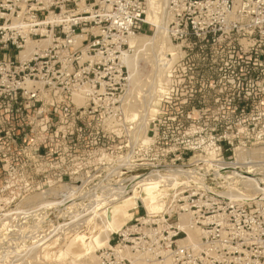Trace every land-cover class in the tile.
Listing matches in <instances>:
<instances>
[{
  "label": "rangeland",
  "instance_id": "1",
  "mask_svg": "<svg viewBox=\"0 0 264 264\" xmlns=\"http://www.w3.org/2000/svg\"><path fill=\"white\" fill-rule=\"evenodd\" d=\"M192 1L184 20L217 32L209 42L172 43L167 1L162 27L172 51L157 42L134 53L106 12L87 6L83 33L54 44L19 88L0 90V264H264V88L234 75L213 87L204 73L224 68L231 50L227 4L247 0ZM79 13L58 12L62 27ZM12 23L34 31L32 11ZM36 40L22 57L51 42ZM124 53L137 56L133 85ZM151 175L162 180L153 211L137 200ZM119 198L128 208L111 227L104 213ZM78 237L90 254L71 246Z\"/></svg>",
  "mask_w": 264,
  "mask_h": 264
},
{
  "label": "built area",
  "instance_id": "2",
  "mask_svg": "<svg viewBox=\"0 0 264 264\" xmlns=\"http://www.w3.org/2000/svg\"><path fill=\"white\" fill-rule=\"evenodd\" d=\"M168 5L171 13L168 26L174 29L172 43L201 37L209 42L217 33L210 26L184 20L187 11L196 8L192 0H168ZM87 6L90 9L101 8L106 12L104 21L110 22L117 32L128 37L137 36L154 26L148 20V0H0V21H4L3 27H0V77L7 80L0 82V90L19 88L22 85L19 82L21 75L36 70L32 65H42L50 60L56 48L54 44L70 43L69 38H75L78 32L83 33ZM74 10L80 11L77 14L79 18L74 15L66 17L64 22L70 23V26L65 29L58 12L59 15H67ZM18 11H32V34L24 32L21 24L9 25L10 17L13 18ZM56 17L60 20L55 21ZM41 18L46 21H41ZM2 33L5 35L1 36ZM34 39H39L35 42L44 39L51 42L22 57L27 40ZM227 42L231 50L224 56L225 67H210L204 72L210 86L214 87L222 75H234L236 78L233 79L242 86L264 88V0L242 1L234 9L227 4ZM43 70L44 66H41L40 72ZM10 80L12 82L9 83ZM10 96L14 104H18V92L14 91Z\"/></svg>",
  "mask_w": 264,
  "mask_h": 264
},
{
  "label": "bare ground",
  "instance_id": "3",
  "mask_svg": "<svg viewBox=\"0 0 264 264\" xmlns=\"http://www.w3.org/2000/svg\"><path fill=\"white\" fill-rule=\"evenodd\" d=\"M167 1L168 0H148V20H149V22L152 24V25H154V27L156 28V30H155V34L153 35V36H131L128 40H127V45L129 46V49L130 50H132V51H134V53H138V52H140L141 50H143V49H146L147 47H149V46H152L154 43H157V42H159V44L162 46L163 45V51L165 50V51H172V47L170 46L171 44H169V41L167 40V36H165L164 35V32H167L166 31V29H164L162 26H164V23H165V15H167L166 13H165V5H167L166 3H167ZM167 11V10H166ZM169 17V16H168ZM167 17V18H168ZM166 24V23H165ZM167 25V24H166ZM166 28V27H165ZM166 34V33H165ZM79 39H81V38H79ZM73 40H75V39H73ZM82 40V39H81ZM72 41V40H71ZM78 41V40H77ZM77 41H75V42H77ZM167 42V43H166ZM44 43H46V42H44ZM43 42H42V44H44ZM47 43H48V40H47ZM80 43V42H79ZM42 44H41V46H42ZM38 45V44H37ZM74 45H76V43L74 44ZM33 46V44L32 43H30V42H28V45L26 46L27 47V49L30 51V49H31V47ZM39 47H40V45H39ZM33 49V48H32ZM145 51V50H144ZM143 51V52H144ZM86 56V55H85ZM84 56V57H85ZM163 56H165V55H163ZM137 56H129V55H127L126 53H124V55H123V57H122V61H123V66L127 69V71H128V73H129V78H128V82L131 84V85H133V84H135V82L137 81V70H138V68H137V61H136V58ZM139 57V56H138ZM88 58V57H87ZM139 59V58H138ZM85 60V59H84ZM165 58H161V60H159V62L157 63L158 65H156V66H158L159 68H160V71L159 72H161V68L165 65V63H167L168 61L166 60ZM174 60V59H173ZM164 61H165V63H164ZM171 62V61H170ZM169 64V63H168ZM159 68H158V70H159ZM164 69V68H163ZM160 75L162 74V73H159ZM160 77V76H159ZM129 84V85H130ZM28 85H30V84H28ZM27 85V86H28ZM28 87H30V86H28ZM85 92V91H84ZM83 93V92H82ZM127 96V95H126ZM159 96H161L162 97V95L160 94ZM76 97H79V96H74V98H76ZM158 97V96H157ZM154 98V97H153ZM158 98H160V97H158ZM157 99V98H156ZM75 101H76V99H75ZM80 102V101H79ZM125 105V104H124ZM153 112H155L156 113V111H153ZM154 114V113H153ZM260 157V156H259ZM264 162V161H263ZM225 166H227V165H225ZM241 166H243V165H241ZM245 166V165H244ZM260 166V165H259ZM223 167V169L224 168H226V167H224V165L222 166ZM258 167V166H257ZM235 168V167H234ZM219 170H221V168L219 169ZM257 172H258V170H257ZM170 173H172L173 174V172H170ZM178 173V172H177ZM179 174H181V173H178V175ZM157 175V174H156ZM156 175H151L152 177H153V183L151 182L152 181V178H151V176H150V178H151V180H149L150 178L149 177H147L146 179H144L143 181H140V183H142L143 184V186H144V192L146 193V197H142V198H140V199H137L138 200V204L139 205H141V204H143L144 206H146V208H148L149 210H155L156 209V207H155V204H156V201H157V198L158 197H160V196H158V193L157 192H155V189L157 188L156 186H155V184L156 183H159V179H161V178H159V176H156ZM169 175H171V174H169ZM182 175H184L183 173H182ZM173 176H175V174H173L172 176H170V177H172L173 178ZM181 176V175H180ZM169 177V178H170ZM168 178V179H169ZM171 178V179H172ZM155 179H158L159 181H157V180H155ZM168 179H164V180H168ZM172 180H175L174 178L172 179ZM249 180H251V179H249ZM162 181V180H161ZM160 181V182H161ZM247 181V180H246ZM245 181V182H246ZM251 181H253V180H251ZM254 181H256V179H254ZM166 182H168V181H166ZM248 182H250V181H248ZM171 183V182H170ZM253 183H256V182H253ZM164 184H165V182H164ZM172 184V185H171ZM171 184H169V185H171V186H173V184H176V183H171ZM163 186V185H162ZM167 187H169V186H167ZM247 187V186H246ZM258 187V186H257ZM158 188H160V187H158ZM162 188V187H161ZM253 188V187H252ZM256 188V187H255ZM166 190H168V189H166ZM161 192V191H160ZM162 193V192H161ZM166 193V192H165ZM168 193V192H167ZM164 194V193H163ZM119 196V195H118ZM164 196V195H163ZM234 195H232V197L231 198H234L233 197ZM117 198V197H116ZM125 198V197H124ZM124 198H119L120 200H121V202L119 203V204H117L116 206H114V207H112V208H110L106 213H104L105 214V218H106V222H107V224H108V226H111V227H114V226H116L117 224H119L120 223V221H121V217H124V213L127 211V208H128V206H127V200H124ZM163 198V197H162ZM165 198H167V197H165ZM119 199H117L116 201H118ZM160 199H161V197H160ZM166 200V199H165ZM116 201H113V202H116ZM160 201V200H159ZM107 202V201H106ZM119 202V201H118ZM159 203V202H158ZM164 203V202H163ZM103 205V204H102ZM109 205H110V203H109ZM102 210V209H101ZM104 225H105V223H104ZM121 225V224H120ZM120 225H118V227L120 226ZM189 226V225H188ZM118 227H117V229H118ZM107 228V227H106ZM186 228V227H185ZM183 229H184V226H183ZM187 229V231L189 230V228H186ZM110 230H112V229H110ZM188 232H191V231H188ZM192 233V232H191ZM108 235V234H107ZM191 235V234H190ZM94 242H96V246L97 247H100V243L101 242H104L103 241V239L102 240H97L96 239V241H94ZM76 243H81V245H83L84 246V248H85V250H86V252L87 253H89V251H90V249H92V245H90V248L89 247H87V243L85 244L84 243V237H78V238H76L72 243H71V246H73V245H75ZM102 244V243H101ZM102 245H105L104 243L102 244ZM101 245V246H102ZM91 252V251H90ZM90 254V253H89ZM86 255V254H85ZM170 256V255H169Z\"/></svg>",
  "mask_w": 264,
  "mask_h": 264
}]
</instances>
